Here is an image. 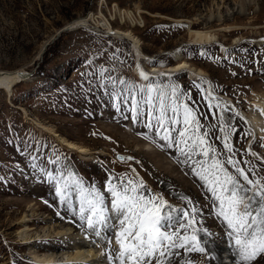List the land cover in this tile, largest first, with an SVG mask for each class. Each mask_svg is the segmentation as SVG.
<instances>
[{
  "label": "rangeland",
  "instance_id": "374dc122",
  "mask_svg": "<svg viewBox=\"0 0 264 264\" xmlns=\"http://www.w3.org/2000/svg\"><path fill=\"white\" fill-rule=\"evenodd\" d=\"M127 12L138 22L134 27ZM89 15L97 26L92 22L63 33L39 56L58 29ZM196 19L195 30L218 29L219 19L222 26L241 29L217 32L216 42L198 45L189 35V21ZM109 20L113 28L131 30L138 38L147 57L142 65L148 70L175 66L182 60L205 72L206 79H190L184 71L152 76L146 82L136 79L132 70L138 62L132 48L126 40L106 35ZM20 69L31 76L13 87V96L0 90V264H44L55 251L53 245L74 240L92 243L102 264H110L120 251L115 232L98 236L86 226L79 214L80 194L84 192L87 198L93 189L98 191L111 214L108 188L118 187L121 180L146 188L144 194L156 198L154 206H160L161 199L166 201L164 211L175 209L176 218L185 212L187 220L195 216L189 213H196L190 199L195 195L200 204L195 217L198 239L203 224L208 225L209 238L223 247V264H234L226 223L216 214L205 182L196 175L199 166L181 154L183 145L167 147L168 142L161 141L164 132L155 127V113L161 92L169 115L177 100L175 115L180 124L171 134L178 139L177 133L184 130V105H188L193 112L187 135L193 134L195 117L201 125L196 134L212 145L230 172L226 161L231 155L251 179L264 183V132L252 131L246 123L250 102L264 99V0H0V71ZM150 86L156 89L151 93V107L144 103ZM117 92L124 94L122 100L129 93L139 100V115L130 105L117 107ZM24 111L92 151V159H81L40 133ZM149 121L154 125L151 128L146 126ZM215 153L210 156L215 158ZM175 178L185 182L178 184ZM170 180L173 189L167 188ZM58 186L65 189L63 196L57 193ZM25 216L31 220L29 232L21 223ZM65 229L70 232L65 234ZM25 235L46 240L24 244ZM173 251L181 264H204L200 255L206 252ZM250 264H264V254Z\"/></svg>",
  "mask_w": 264,
  "mask_h": 264
},
{
  "label": "snow or ice",
  "instance_id": "6c2138e0",
  "mask_svg": "<svg viewBox=\"0 0 264 264\" xmlns=\"http://www.w3.org/2000/svg\"><path fill=\"white\" fill-rule=\"evenodd\" d=\"M119 83L125 82L119 81ZM153 91L156 89L151 86L147 89L149 95L144 103L149 107L154 103L151 97ZM174 92L175 89L173 94ZM123 95L122 92H117V107L119 108L121 103L130 105V110L137 111L139 115V100L131 93L122 100ZM159 99L161 102L158 113H155L157 117L155 127L158 132L163 129L161 141L168 142L167 147L183 145L179 147L181 154L194 167L199 166L201 171L196 175L205 182L207 190L213 197L214 207L217 208L216 214L226 223L230 250L238 256L240 264H250L258 255L264 254V183L251 179L231 155L226 161L232 167L230 172L220 161L218 158L220 154L215 153L212 145L206 143L203 136L196 134V130L201 125L196 122L195 117H192L191 121L195 124L193 134L187 135L189 117L193 112L188 105H184V130L177 133L178 139L173 137L172 131L180 124V120L175 115L177 100H173L174 107L171 109L173 114L169 115L163 102L164 92H161ZM209 107L211 108L212 105ZM146 126L151 128L154 125L149 121ZM224 147L229 153L232 152L227 142ZM210 152L215 153V158L210 156ZM197 156L207 159H194ZM64 191V188L57 187L59 195L63 196ZM145 191L146 188H137L132 181L121 180L118 187L110 186L108 192L112 197L111 214L105 206V197L98 191L93 189L87 198L84 192L80 194L79 214L80 219L86 222V226L94 230L98 236L101 232L105 234L108 231L115 232L120 251L110 264H152L154 259L156 264H172L170 259L172 250L179 248L205 253L208 241L198 239L196 233L199 229L196 227L198 222L195 216L187 220L188 214L185 212L176 218L173 215L176 210L171 209L170 206H168L170 211L162 215V208L167 202L161 199L160 206H154L156 198L146 196ZM164 221H167V225L163 223ZM170 229L174 230L170 231ZM189 230L191 234H188ZM181 232L185 235L182 236ZM108 242L111 243V240L109 239ZM108 255L111 256V252Z\"/></svg>",
  "mask_w": 264,
  "mask_h": 264
},
{
  "label": "bare ground",
  "instance_id": "6f19581e",
  "mask_svg": "<svg viewBox=\"0 0 264 264\" xmlns=\"http://www.w3.org/2000/svg\"><path fill=\"white\" fill-rule=\"evenodd\" d=\"M119 12L121 13L122 10L119 9ZM126 15H127L128 20L132 23V26L134 27V24H137L138 22H136L132 18L131 13L127 12ZM126 15L124 17H126ZM197 21H199V20L196 19L193 21H189V24H190L189 25L190 26L189 35H190L191 39L194 41V43L198 44V45H209V44L216 42L217 40H216L215 36H216L217 32H219V33L224 32V33L230 34V33H234L237 30L241 29L239 27L222 26L223 20L219 19V20H217V22L219 23V26H220V28H218V29H206L205 28L203 30H195L194 25L197 24V23H195ZM92 22L94 23V25L97 26V24L93 20L92 15H89L86 17H80V18L75 19L74 21H72L70 23H67L65 26H63L62 29H60V30L58 29L57 34H59L60 31L66 29V28H68V30L66 32H71V31L78 30L81 28H86L85 26L93 25V24H91ZM140 27H141V22H140ZM104 31H107L106 35L107 34H109L110 36L113 35L114 38L124 39L129 43L130 47L132 48V52L134 54V57L136 58V61L138 62L137 66H135V68H133L132 73L134 74L136 79H138L140 81L146 82L152 76H155V77L156 76H165V77L168 76L169 77V76H172L179 71H184V72L188 73L190 76V79L205 80L207 77L205 72H203L202 70H198V69L193 68L188 63L180 60L179 57H176V60L177 61L180 60V61L175 66H170V67H166L163 69L150 66L149 67L150 70H148V68H145V66L142 65V62L144 60H147V57L141 49L140 41L133 34V32L131 30L123 31V30L115 29L111 26V23L109 20V21H107V25H106V28L104 29ZM66 32H63V33H66ZM63 33H61V35ZM51 42H52V39H50L48 42H46L43 45V47L39 53V56L42 55V52L45 49V47L47 46V44L51 43ZM150 72H153V75ZM24 73H27V71H25L24 69H20V70H16V71H0V90L4 91L7 94V97L11 98L13 96V92H12L14 89L13 87L15 85L20 84V83H24V81L27 80L26 78L25 79L22 78L23 77L22 75ZM145 77H147V79H145ZM22 79H24V80H22ZM250 105H251V111L248 114V116H250V119H248L247 121H246V119H244V120L250 126L252 131L258 130L259 132H264V99L257 97L256 99H253L250 102ZM24 114L26 115V119L30 123H32V125H34L36 127V129L40 133H42L43 135L46 134V135L52 137L61 146L72 151V153L74 152L81 159H84V160L92 159V157L94 155V153L92 151H90V150H88L82 146H79L73 142L68 141L66 138H64L63 136L58 134V132L55 129L40 123L36 119H31L25 111H24ZM254 134L257 135V133H254ZM143 149H144L143 151H146V153H148V155L153 156L152 151H149L145 147H143ZM174 180H176V182H178V184H180L182 181H183V183L185 182L183 179H181V181H180V179L175 178ZM167 188H169V189L174 188L173 181H171V180L169 181ZM184 189L190 190V188L187 186H184ZM194 198H195V195L192 194V197H190V199L192 200L191 204L194 205V207H196L195 208L196 213H194L192 211H189V213L195 215V217L198 218L197 212H199L198 206L200 204L197 206V202L194 200ZM166 207H167V205H165L162 208V215L170 211V209H168V210L166 209V211H164V209ZM173 215H175V213H173ZM26 217L27 216H25L23 218V221L21 223H23L24 224L23 226H25L24 231L26 230V232H29L30 227L27 225V223L29 221L31 222V220H26ZM201 221H203V220H201ZM164 222L167 224L166 221H164ZM203 225H205V226H202L203 228L201 230L202 231L201 240L202 241L203 240L208 241V250L203 256L199 254L201 256V259L204 260V264H223V262H222L223 258L221 255V250L223 249V247L209 238L210 231H209V228L207 227L208 225H206V224H203ZM62 232L67 234V232H70V229H65ZM22 233H24V232H21L20 234H22ZM24 239H28V240L23 242L24 244H31V243H34L37 241L46 240V238L42 239L40 237H39V239H37V238L32 239V237H29L26 235L24 236ZM90 245H92V243L89 244L88 241L83 244V242H76L75 240L74 241H67L64 244L63 243H59V244L56 243L55 245L52 246V247H55V249H54L55 251L49 255V258H46L44 260V264H89L91 262L94 264L100 263L101 262V260L99 259L100 257L97 256V252H95L94 248L90 247ZM65 250H68V251L64 252ZM193 252L196 255L198 253L196 251H193ZM232 252H233L232 257L233 258L235 257V261L239 262L238 256L235 255L234 251H232ZM61 258H63V261H59V259H61ZM105 258L106 257H104V260H105ZM36 259H37V257H36ZM170 259L172 260V264H181L180 261H178L177 257L175 256L174 251H173V254L170 257ZM56 260H58V261H56ZM102 262L100 264H102Z\"/></svg>",
  "mask_w": 264,
  "mask_h": 264
},
{
  "label": "water",
  "instance_id": "95a60500",
  "mask_svg": "<svg viewBox=\"0 0 264 264\" xmlns=\"http://www.w3.org/2000/svg\"><path fill=\"white\" fill-rule=\"evenodd\" d=\"M67 30H68V28H66V29H64V30H62V31H60L59 34H57V35L52 39V42H51V43H53L54 41H56V40L59 38V36L61 35V33L66 32ZM22 76H23L22 78H24V79L26 78V79L28 80V79L30 78L31 74H29V73H24ZM24 79H22V80H24ZM119 159H121V157H120Z\"/></svg>",
  "mask_w": 264,
  "mask_h": 264
}]
</instances>
